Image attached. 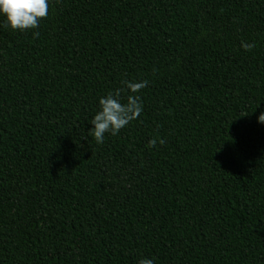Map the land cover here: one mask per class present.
Segmentation results:
<instances>
[{"label":"trees","instance_id":"trees-1","mask_svg":"<svg viewBox=\"0 0 264 264\" xmlns=\"http://www.w3.org/2000/svg\"><path fill=\"white\" fill-rule=\"evenodd\" d=\"M48 2L0 15V264H264V0Z\"/></svg>","mask_w":264,"mask_h":264},{"label":"clouds","instance_id":"clouds-1","mask_svg":"<svg viewBox=\"0 0 264 264\" xmlns=\"http://www.w3.org/2000/svg\"><path fill=\"white\" fill-rule=\"evenodd\" d=\"M49 10L48 0H0V15L5 17L6 26L13 31H27L36 29L42 19L47 18ZM35 38L39 32L33 33ZM255 43H242L245 51H251ZM124 89H116L99 99V111L91 120L93 127L90 132L97 144H103L105 133L117 135L121 129L138 119L143 106L137 93L145 88L148 81H123ZM127 91L126 103L121 102L122 91ZM247 116V115H244ZM243 117V116H242ZM259 124L264 125V111L257 118ZM164 139L153 138L148 147H155L157 143L163 145ZM139 264H154L151 258H142Z\"/></svg>","mask_w":264,"mask_h":264}]
</instances>
